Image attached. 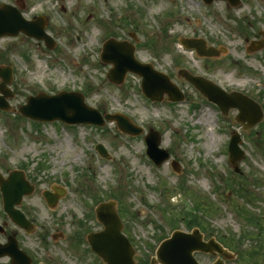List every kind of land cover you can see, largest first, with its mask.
Segmentation results:
<instances>
[{
  "label": "rangeland",
  "instance_id": "obj_1",
  "mask_svg": "<svg viewBox=\"0 0 264 264\" xmlns=\"http://www.w3.org/2000/svg\"><path fill=\"white\" fill-rule=\"evenodd\" d=\"M40 1L44 11H52L59 44L41 55L35 47L43 45L35 41L26 39V45L14 49L16 43L8 47L11 40H0V49L7 48L0 51V60L14 68L9 104L17 108L37 91L77 90L88 105L123 113L142 132L121 133L114 122L70 129L0 111V174L23 170L34 185L20 209L36 228L26 236L11 223L1 195L0 224L6 220L18 231L35 255L33 264H102L88 251L85 239L75 238L76 232L83 237L101 229L93 206L107 200H116L114 208L134 246L136 264H149L161 239L188 226L200 228L204 240L213 237L234 254L225 264H264V47L246 51L251 39L261 37L257 31H264V0H243L234 7L215 0L207 8L196 0H66L64 13L58 5ZM182 13L188 17L182 19ZM97 22L119 39H129L134 31L135 57L166 72L186 100L170 102L164 95L162 101L151 102L140 90V77L130 73L121 84L109 82V66L99 60ZM187 37L206 39L219 54L195 56L179 43ZM179 69L193 75L205 72L223 88L252 98L261 107V121L244 129L235 120L236 109L222 116L178 76ZM203 110L210 118L200 117ZM149 129L159 132V146L170 153L160 166L144 153L143 137ZM229 130L239 133L245 151L236 162L237 171L228 161ZM97 143L109 158L95 151ZM170 160L178 163V171ZM51 186L66 189L52 209L41 196ZM58 232L64 235L51 241L50 235ZM194 254L204 264L212 259L207 253Z\"/></svg>",
  "mask_w": 264,
  "mask_h": 264
},
{
  "label": "water",
  "instance_id": "obj_2",
  "mask_svg": "<svg viewBox=\"0 0 264 264\" xmlns=\"http://www.w3.org/2000/svg\"><path fill=\"white\" fill-rule=\"evenodd\" d=\"M210 1V0H207ZM234 4L235 1L231 0ZM27 33H29L26 30ZM264 41L252 42V48H260ZM187 46L196 45L201 54L211 55V51H205L202 46L193 44L188 41ZM134 47L124 41L108 40L101 54V58L105 63H112L113 67L107 73V78L114 82L120 83L127 71L135 72L142 76L141 88L143 93L151 99H160L162 94L166 92L171 100L182 98V94L169 83L166 76L154 71L149 64L138 62L134 56ZM216 53V52H215ZM0 76L3 82L0 85V92L4 96H0V108L8 109V104L4 101V97L10 96L7 93L5 84L10 81V72L7 69L0 68ZM187 79L210 100L218 103L220 108L226 112L229 107H237L240 110L238 115L239 121H247V126H251L258 122L261 117L260 108L248 98L241 96L238 93L227 95L216 86L207 81L186 76ZM22 115L38 120H53L61 119L67 122H87L94 124H103L104 120L100 113L84 104L83 97L77 92H61L56 95L38 94L29 96L26 104L19 107ZM107 120H115L118 127L127 133L138 134L139 127L130 123V121L121 114H104ZM148 144V154L152 159L160 164L168 157V152L158 147L159 135L150 131L146 136ZM239 137L234 134L229 143V155L231 162H235L242 156V151L238 148L237 143ZM101 153L104 149L99 146ZM1 192L3 196L4 210L8 216L19 226L29 230L28 222L24 214L14 208L18 204L23 194L29 193L32 187L26 183L21 172L13 171L9 177L0 181ZM58 194L46 193V198L50 205L56 203ZM113 203H102L96 209L98 220L103 224L104 228L98 232H91L87 239L91 249L99 255L106 264H135L134 250L128 239L121 234V222L112 207ZM201 234L197 229L192 233H184L174 231L170 238L164 240L156 250L155 257L152 258L151 264H197L192 257L193 250L213 251L216 250L224 257H228L226 251L216 243L213 239L207 242L202 241ZM8 253L12 257L11 264H29L30 259L26 258L21 252L17 251L14 244H6L0 246V255ZM221 264V263H217Z\"/></svg>",
  "mask_w": 264,
  "mask_h": 264
},
{
  "label": "flooded vegetation",
  "instance_id": "obj_3",
  "mask_svg": "<svg viewBox=\"0 0 264 264\" xmlns=\"http://www.w3.org/2000/svg\"><path fill=\"white\" fill-rule=\"evenodd\" d=\"M47 1L50 2L51 6H54L57 0H47ZM42 3L43 1L40 0H0V23L1 24L7 23L8 25L7 30L13 32L18 31L17 34L14 36H9V35L0 36V40H11V42H9L8 44V47L13 46L12 43H16V45H14L15 46L14 49L21 48L22 44L26 45V34L23 33L17 26L18 24H22V23L26 25V20L41 21L40 23L42 29L54 37L55 36L53 33L54 28L50 21L52 17L51 16L52 11H50L49 9L48 12L44 11L43 6H40V4ZM38 8H42L41 10L43 11L37 10ZM61 8L64 12H66L65 8L63 7ZM0 30H3V27L0 26ZM6 50H7L6 46L2 50L0 49V51H6ZM21 51L26 55V52L24 50ZM0 64H3V61L0 60ZM11 235H13L16 238L18 247L32 258V263H33L35 261L34 253L28 248L29 247L28 245H25L20 240L19 233L16 230L9 229V226L7 224L5 225L4 230L0 231V242L5 243L7 238L10 237ZM29 235L30 234L26 233V236ZM54 235H55L54 233L50 235L49 239L51 241H57ZM46 237L47 236H44L42 237V239L46 240ZM81 239L78 240L82 241ZM39 242L45 244V242H43L42 240ZM0 261L4 262L5 264H8L10 262V259L5 256L0 258Z\"/></svg>",
  "mask_w": 264,
  "mask_h": 264
},
{
  "label": "bare ground",
  "instance_id": "obj_4",
  "mask_svg": "<svg viewBox=\"0 0 264 264\" xmlns=\"http://www.w3.org/2000/svg\"><path fill=\"white\" fill-rule=\"evenodd\" d=\"M200 117H206L207 119L210 118V113L206 110H203ZM200 121V120H199ZM214 121V120H213Z\"/></svg>",
  "mask_w": 264,
  "mask_h": 264
}]
</instances>
